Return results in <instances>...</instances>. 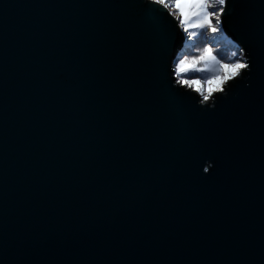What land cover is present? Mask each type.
<instances>
[{"label": "water", "instance_id": "water-1", "mask_svg": "<svg viewBox=\"0 0 264 264\" xmlns=\"http://www.w3.org/2000/svg\"><path fill=\"white\" fill-rule=\"evenodd\" d=\"M168 12L0 0V264L264 259V32L255 95L213 108L177 82L188 40ZM224 29L247 51L238 17Z\"/></svg>", "mask_w": 264, "mask_h": 264}, {"label": "snow or ice", "instance_id": "snow-or-ice-1", "mask_svg": "<svg viewBox=\"0 0 264 264\" xmlns=\"http://www.w3.org/2000/svg\"><path fill=\"white\" fill-rule=\"evenodd\" d=\"M153 5H159L163 9H171L167 14L174 17L178 22V27L186 34L187 40H194L197 31L206 32L212 37L213 41L227 39L224 24L225 18L231 19L238 17L239 28L248 43L245 48H239V55L233 52L229 57L230 63H224L214 54V48L211 44H206L199 49L200 55L189 58L180 57L175 61L173 69L177 82L187 88H194L198 94L199 103L205 106L215 107L218 101L232 102L239 104L250 96H254L252 91V81L259 80L258 61L252 50V31L255 26H259L264 32V0H191L190 8L185 14L180 6V0H151ZM257 9L260 11L257 12ZM169 37H163L160 47L161 60L152 69L157 82L162 83L164 77L162 57L164 52L172 43ZM230 44L231 40L228 41ZM192 65V67H186ZM199 65H205L202 68ZM208 71L212 74L205 80L179 79L181 76L189 73ZM234 82V83H232ZM200 84V87H194ZM204 85H208L207 90ZM248 90L245 96L244 90ZM205 111L207 108L204 109ZM190 163H197V157L193 155ZM208 172L207 167L203 168ZM264 264V259L260 260Z\"/></svg>", "mask_w": 264, "mask_h": 264}, {"label": "rangeland", "instance_id": "rangeland-1", "mask_svg": "<svg viewBox=\"0 0 264 264\" xmlns=\"http://www.w3.org/2000/svg\"><path fill=\"white\" fill-rule=\"evenodd\" d=\"M190 3H191V0H180V6H181V9L182 11L187 14L189 8H190ZM171 11V9H169ZM202 36V37H201ZM208 37L209 34L206 33V32H199L197 31L196 33V37L194 40H191V47H192V51L188 54H185L186 57H189V58H192V57H195V56H198L200 55V52L198 51L199 49L202 48V46H198L199 44V41L201 39H205V41L208 42ZM189 41V40H188ZM205 45H203L204 47ZM186 67H192V65H186ZM199 67H206L205 65H199ZM212 73L211 72H208V71H202V72H196V73H189L187 75H184V76H181V80L183 79H192V80H199V81H203L205 80L208 76H210ZM201 85L200 84H196L194 87H200ZM205 89L207 90L208 88V85H204ZM194 89V88H192Z\"/></svg>", "mask_w": 264, "mask_h": 264}, {"label": "trees", "instance_id": "trees-1", "mask_svg": "<svg viewBox=\"0 0 264 264\" xmlns=\"http://www.w3.org/2000/svg\"><path fill=\"white\" fill-rule=\"evenodd\" d=\"M202 37V36H201ZM208 42L205 41V39H201L199 41L198 46L206 45V44H211V46L214 48V54L217 56L218 59H220L224 63H230L231 61L229 60V57H231L233 52H237L239 55V50L235 47L234 44H230L228 39H220L218 42L213 41L212 37H208ZM192 51L191 47V41H188L187 46L185 47L183 51V56L185 54H189ZM187 52V53H186ZM181 79V77L179 78Z\"/></svg>", "mask_w": 264, "mask_h": 264}]
</instances>
